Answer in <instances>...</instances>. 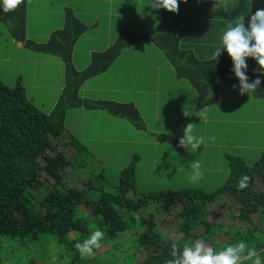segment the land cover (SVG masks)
I'll return each instance as SVG.
<instances>
[{
    "label": "trees",
    "instance_id": "16d2710c",
    "mask_svg": "<svg viewBox=\"0 0 264 264\" xmlns=\"http://www.w3.org/2000/svg\"><path fill=\"white\" fill-rule=\"evenodd\" d=\"M51 8L45 5L42 11L47 17L40 31L33 21V34L29 0H22L13 11H0V31L7 30L14 43L31 52L32 71L40 75L61 64L64 69L58 100L45 106H54L49 112L38 109L44 105H35L32 95L27 99L32 88L21 78L12 88L0 80V249L4 241L19 249L13 255L0 250V264H168L175 258L174 245L179 254L185 245L200 241L219 251L241 240L264 258V152L252 164L229 157L227 179L211 193L181 188L138 195V158L134 156L120 172L115 191L108 192L103 172L87 169L88 151L65 127L67 113L82 108L99 109L125 119L136 129L144 128L133 103L92 100L84 93L94 75L108 69L122 75L123 70H115L113 65L123 52L128 57L139 41L158 47L174 67L175 80H186L197 90V105L192 106L197 109L218 103L220 83L239 87L227 52L222 50L217 60L213 58L220 38L228 23L241 16L247 27L248 16L264 8V0H186L178 4L176 13L151 8L150 30L144 34L125 30L99 52L88 46V27L74 9L65 8L63 25L46 35L48 27L58 24V14L52 15ZM141 11L138 7L132 12ZM35 19L41 22V17ZM96 40L100 45L104 41ZM246 63L249 82L262 81L253 95L264 100V73L254 59L248 58ZM166 137L182 148L180 141ZM243 177L248 178L247 187L240 189ZM87 191L94 195L86 196ZM224 199L237 207L230 219L241 222L240 228L227 220L217 221L216 216L209 218ZM150 203L156 204V212L138 213ZM161 222L169 229H158ZM92 225L104 238L93 254L82 255L75 245L91 236ZM242 264H252V260L243 259Z\"/></svg>",
    "mask_w": 264,
    "mask_h": 264
},
{
    "label": "rangeland",
    "instance_id": "374dc122",
    "mask_svg": "<svg viewBox=\"0 0 264 264\" xmlns=\"http://www.w3.org/2000/svg\"><path fill=\"white\" fill-rule=\"evenodd\" d=\"M152 2L36 0L32 5L33 0H29L34 15L29 17L30 31L33 34V21L38 31L42 29L43 20L47 17L42 12L45 5L52 6L49 10L52 15L58 14V24L51 25L45 31L48 36L63 25L64 9H74L75 16L88 27V46L95 50L93 52H99L106 50L125 30L140 34L150 30L148 19ZM138 7L142 11L133 14L132 11ZM39 17L41 22L35 19ZM96 39L104 41L100 45ZM21 47V43L13 42L7 30L1 29L0 80L12 88L21 78L28 89L32 88L27 99L32 95L35 105H44L38 109L49 112L54 106H45L56 103L63 87V65L61 68H48L38 75L36 70L32 71L35 62L29 58L31 52ZM39 61L43 63V60ZM113 68L123 70L122 75L108 69L94 77L86 85L84 93L88 92L87 97L92 100L133 103L140 113L144 128L136 129L125 119L110 116L99 109H72L67 113L65 122L66 129L88 151L90 160L87 159V169L93 173L103 172L106 191H115L120 172L134 156L138 158L135 163V192L139 195L181 188H198L211 193L222 187L227 179L229 157L242 158L246 164H252L263 155L264 100L253 94L241 96L238 86L220 83L217 91L221 92V101L196 109L192 105H197V90L190 88L186 80H175L174 67L168 64L166 56L150 41L137 42L128 57L123 52ZM184 111L191 116H185ZM200 112L204 116L202 119L196 116ZM189 124L193 125V134L204 139L197 150L190 146L177 148L166 137L172 136L180 141L184 128ZM181 149L183 151H179ZM196 163L201 166V176L199 180L193 181L190 177ZM85 195L92 196L94 193L87 191ZM129 196L133 197L132 194ZM236 208L224 199L209 218L214 220L216 216L217 221L227 220L240 228L241 222L230 219V215L236 213ZM142 212H147L145 215L156 212V204L150 203L138 213ZM160 224L158 229H169L163 227V222ZM17 249V244L4 241L0 250L13 255L18 252Z\"/></svg>",
    "mask_w": 264,
    "mask_h": 264
},
{
    "label": "clouds",
    "instance_id": "9594fccd",
    "mask_svg": "<svg viewBox=\"0 0 264 264\" xmlns=\"http://www.w3.org/2000/svg\"><path fill=\"white\" fill-rule=\"evenodd\" d=\"M186 0H153L151 7L153 9H165L171 13L178 11V4L184 3ZM22 0H0V11L10 12L15 10ZM244 16L229 22L220 38V46L214 54V59L220 55L221 51H226L230 57L233 68L232 71L239 81V94L251 95L261 85V79L257 78L253 82H249L247 76V59H254L261 72L264 73V8L257 9L251 15L247 27H245ZM94 75L93 77H98ZM87 85V84H86ZM86 88V86H85ZM185 116H191L184 111ZM196 116L204 118L203 113H197ZM184 135L180 139V145L184 147L190 146L191 149L197 150L203 143V137L193 134V125L189 124L184 128ZM200 164L193 165V173L191 180L200 179ZM247 177H243L238 187L244 189L247 187ZM91 236L84 240L83 243H77L75 247L82 255L93 254V248H99L104 238V233L94 225ZM246 254V255H245ZM174 259L168 264H242L243 259L252 260V264H264V258L257 256L255 249H248L244 241H239L234 245L224 247L222 250H215L211 247H205L203 241L194 245H185L183 251L177 254L176 246H173ZM254 258V259H253Z\"/></svg>",
    "mask_w": 264,
    "mask_h": 264
},
{
    "label": "crops",
    "instance_id": "0c3cea01",
    "mask_svg": "<svg viewBox=\"0 0 264 264\" xmlns=\"http://www.w3.org/2000/svg\"><path fill=\"white\" fill-rule=\"evenodd\" d=\"M233 1H235V0H231V2H233ZM197 48H198V47H196L195 49L197 50ZM200 53L203 54L204 52H200ZM217 95H218V99H219V101H221V99H222V95H221V93L218 92Z\"/></svg>",
    "mask_w": 264,
    "mask_h": 264
}]
</instances>
